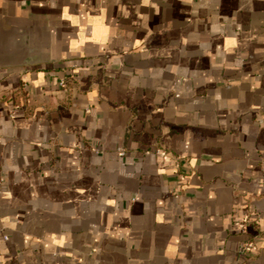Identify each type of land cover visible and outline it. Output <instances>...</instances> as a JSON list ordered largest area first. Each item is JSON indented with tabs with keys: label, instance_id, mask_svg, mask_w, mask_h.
<instances>
[{
	"label": "crops",
	"instance_id": "crops-1",
	"mask_svg": "<svg viewBox=\"0 0 264 264\" xmlns=\"http://www.w3.org/2000/svg\"><path fill=\"white\" fill-rule=\"evenodd\" d=\"M0 264H264V0H0Z\"/></svg>",
	"mask_w": 264,
	"mask_h": 264
}]
</instances>
